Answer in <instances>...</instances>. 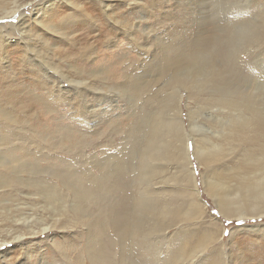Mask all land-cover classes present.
<instances>
[{
  "label": "rangeland",
  "instance_id": "1",
  "mask_svg": "<svg viewBox=\"0 0 264 264\" xmlns=\"http://www.w3.org/2000/svg\"><path fill=\"white\" fill-rule=\"evenodd\" d=\"M18 1L20 11L25 14V20L18 29L27 37L19 35L16 26L10 25L19 22L20 16L15 14L0 18V109L8 111L15 119L29 117V120L20 126L19 133L22 136L20 142L17 143L15 138H12L19 146L30 147L31 132L37 131L35 133L39 137V147L42 148L40 151L37 149V155L42 152L47 157L46 161L42 159L40 161L42 170L52 168L61 162L70 169L78 171L86 168V171L96 174L95 169L103 162L109 161L111 165L113 160L126 159L127 164L134 163L136 157L133 152L138 145L140 134L144 131L140 125L138 138L135 139L131 135V129L140 121L138 117L143 122L142 118L146 113L149 115L152 111L159 110L157 104L159 98L155 97L164 98L173 94L174 86L168 81L178 57L185 56L189 66L196 64L201 56L208 54L215 36H220L227 45L225 51L234 53L233 59H236L237 68H234L236 78L226 75L230 83L238 86L247 84L246 87L250 88L249 91L252 92L255 101L257 100V106L264 107V42L244 48L236 45L239 41L232 36V31L247 21L254 19L258 22L263 21L261 16H264V0ZM7 2L10 0H0V11L10 6ZM107 4L110 8L107 13L114 21L123 23V27L128 28V33L134 37L133 39L125 34L119 26L120 23L108 20L106 7L102 6ZM84 5L93 9L90 10L95 17V26L76 17L75 6ZM38 61L49 64L47 73L62 74L66 79L81 78L83 69L91 73L98 71L92 87L95 91L81 87L80 94L90 109L84 110L80 115L79 94L73 91L66 92L65 99L60 102L48 100L45 87L36 82L37 71L31 69ZM63 84L60 86L67 89L66 82ZM129 85L146 90L137 98H130L128 93L123 92L124 89L129 90ZM130 93L132 92L129 91ZM181 105L182 119L187 131L189 121L186 114L190 107L196 112L193 114L199 130L190 135L195 139V145L210 148V143H222L220 136L224 131H221V126L235 114H244L241 111L232 114L226 107L218 105L214 106L217 110L213 106L200 110L196 104L192 101L187 102L185 98L181 100ZM207 115H210V119ZM1 123L3 122L0 119ZM65 129L68 133L71 132L73 141H80L79 144L72 147L67 141H63L64 145L58 141L59 133L61 135ZM244 147L242 144L237 145L236 151L225 157L227 159L225 165L234 166L237 161L234 158L236 153ZM188 149L193 160V170L201 198V204L198 203L200 208L202 207L200 213L204 212L202 215L199 213L202 218L198 223L192 220L183 221L181 227H185L184 233L179 235L182 236L186 232H189L186 237L193 235L188 241L191 247H194L201 240L203 232L212 230L216 233L217 245L221 247L219 255L200 254L201 256H197L192 264H264V216L240 220L225 218L219 214L215 202L205 191L202 182L203 177L210 176L209 170L195 158L191 139L188 141ZM173 171L168 170L167 176H172ZM44 173L41 175L47 176ZM122 179L128 181L130 174H124ZM180 184L170 180L165 183L167 187L174 185L175 188ZM23 192L26 193L27 190L23 189ZM176 194L178 196L179 192L166 194L165 198L168 199L171 195L176 197ZM114 197L115 194L110 193L106 199ZM23 200L25 203L26 198ZM177 200L187 202L185 196ZM88 207L89 213L93 215L94 207L90 205ZM38 211L41 217L48 218L46 213ZM246 224L256 226L245 229ZM8 225V222H0V238L11 237L10 233L13 230ZM58 226L63 228L41 232L36 236L26 235L22 241L9 240L1 244L0 264H77L76 256L79 249H84L87 243L94 239L92 232L72 216L67 223ZM21 229L18 227V231ZM176 230L172 228L167 231V236L172 237L169 239L170 242L179 236L174 234Z\"/></svg>",
  "mask_w": 264,
  "mask_h": 264
},
{
  "label": "bare ground",
  "instance_id": "2",
  "mask_svg": "<svg viewBox=\"0 0 264 264\" xmlns=\"http://www.w3.org/2000/svg\"><path fill=\"white\" fill-rule=\"evenodd\" d=\"M18 2V0L7 2L10 6L0 11V18L15 14L20 16L19 22L10 23V25L16 26L19 35L27 37L18 29L25 20V14L20 11ZM102 6L106 7L103 9L106 11L104 12L108 20L117 24V20L114 21V18L107 13L110 9L109 4ZM75 8L77 18L87 20L89 24L95 26L91 6H75ZM261 17H263L261 22L255 19L247 21L232 31V36L239 41L236 45L245 48L264 42V16ZM119 23L131 39L128 28L123 27V23ZM228 42L230 43L231 40ZM226 47L220 36H215L209 46L208 54L198 57L196 64L189 66L185 56L178 57L168 81L174 86L173 94L164 98L155 97L159 98L157 100L159 110L152 111L149 115L145 112L143 122L138 117L140 121L137 126L133 129L129 126L132 130L131 135L135 139L138 138L140 125L144 129L141 136L139 135L138 145L133 152L136 157L135 162L127 164L126 159H112L111 165L109 161L99 164L98 169H95L96 174L86 171V168L78 171L70 169L61 162L52 168L42 170L40 161L41 159L46 161L47 157L42 152L37 155L38 150L42 149L39 147V137L35 133L37 131L31 132L30 147H21L17 144L22 137L19 133L20 126L29 120V117L15 119L11 113L0 109V119L4 123L0 124V147H2L0 151V222H8V226L13 230L10 233L11 237L0 238V245L9 240L22 241L26 235L36 236L41 232L58 227L63 228L58 225L67 223L72 216L76 217L82 225H86L94 238L87 243L83 251L79 249L76 256L77 264L78 262L79 264H186V262L192 264L197 256L204 253L211 256L219 255L221 247L216 243L214 231L203 232L201 238L199 237L201 240L194 247H191L188 241L193 235L186 237L189 232L179 235L184 233L185 227H181L183 221L192 220L198 223V220L202 218L199 215L202 207L198 205L201 198L193 170V160L188 149L189 139L194 145L195 158L201 165H206V170H209L210 176L203 177L202 182L205 191L215 202L219 214L225 218L240 220L247 217H263L264 107L257 106V100L255 101L252 92L249 91L250 88L246 87L247 84L234 85L226 77L231 75L236 78L234 68H237L236 59H233L234 53L226 52ZM253 55L256 54L253 53ZM48 67L49 64L42 61H38L31 67L32 70L37 71L36 82L45 87L47 99L60 102L65 99L66 92L73 91L79 94L77 95L81 106H79L80 115L84 110L88 111L90 108L80 94L81 87L95 91L92 87H94L98 71L91 73L83 69V76L75 80L66 79L64 75L55 72L49 74ZM64 82L68 86L67 89L60 86L64 85ZM145 90L146 88L142 90L140 87L129 85V90L124 89L123 92L128 93L130 98H137ZM129 91L132 93L129 94ZM184 98L187 102L192 101L200 110L218 105V107H226L232 114L239 111L244 114H235L230 120H226L227 126L226 124L221 126V131H224L220 136L222 143H210L211 148L195 145V139L190 135L199 130V125L193 114L195 111L193 112L190 107L186 114L189 131L186 130L181 105V100ZM207 117L210 119V115ZM138 119H135V123ZM140 122L142 124H139ZM12 137L17 143L13 142ZM57 138L63 145V141H67L72 147L80 142L73 141L71 132L68 133L66 129L61 135L59 133ZM42 139H44L43 136ZM40 142H42L41 139ZM241 144L245 147L236 153L235 165L230 167L225 165L227 162L225 157L236 151L237 145ZM225 145L227 147H224ZM172 169L174 170L172 176H167L168 170ZM43 172L47 176H42ZM128 173L130 174L129 183L124 181L127 177L122 179V176ZM169 180L181 184L177 188L174 185L167 187L165 183ZM23 189L27 192L22 193ZM174 191L179 192L178 196L176 194L177 198L185 196L187 202L185 203L184 200L179 202L173 195L168 199L165 198L166 194H174ZM110 193L115 194V197L106 199ZM23 198H26L25 203ZM89 205L95 209L93 215L88 211ZM38 210L46 213L48 218L41 217ZM244 226L245 229H252L256 225ZM18 227L22 229L18 231ZM172 228L177 229L174 234L179 236L175 241L173 239L170 242L169 239L172 237L167 236L166 233Z\"/></svg>",
  "mask_w": 264,
  "mask_h": 264
},
{
  "label": "snow or ice",
  "instance_id": "3",
  "mask_svg": "<svg viewBox=\"0 0 264 264\" xmlns=\"http://www.w3.org/2000/svg\"><path fill=\"white\" fill-rule=\"evenodd\" d=\"M240 222H242V221H238V223H240Z\"/></svg>",
  "mask_w": 264,
  "mask_h": 264
}]
</instances>
